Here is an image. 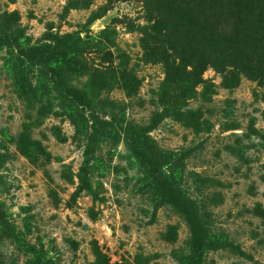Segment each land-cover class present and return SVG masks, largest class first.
<instances>
[{
    "label": "rangeland",
    "instance_id": "obj_1",
    "mask_svg": "<svg viewBox=\"0 0 264 264\" xmlns=\"http://www.w3.org/2000/svg\"><path fill=\"white\" fill-rule=\"evenodd\" d=\"M0 264H264V0H0Z\"/></svg>",
    "mask_w": 264,
    "mask_h": 264
},
{
    "label": "trees",
    "instance_id": "obj_2",
    "mask_svg": "<svg viewBox=\"0 0 264 264\" xmlns=\"http://www.w3.org/2000/svg\"><path fill=\"white\" fill-rule=\"evenodd\" d=\"M172 192V196L174 199L178 200L177 201V208L181 210L183 213L185 212L186 208L189 206L186 201L182 200L180 197H177L174 195V191ZM190 211V210H189ZM191 218V227H192V237L191 240L196 246H203L204 240L206 239V235L204 236L203 230L201 228L202 224L199 220V217L197 216L196 213L190 214ZM204 238V239H203Z\"/></svg>",
    "mask_w": 264,
    "mask_h": 264
}]
</instances>
